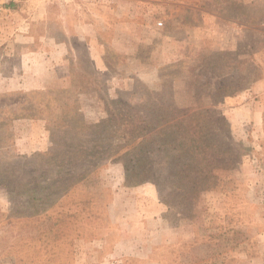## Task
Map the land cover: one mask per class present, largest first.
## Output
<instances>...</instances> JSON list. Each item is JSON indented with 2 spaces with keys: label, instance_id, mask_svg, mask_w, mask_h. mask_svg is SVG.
Segmentation results:
<instances>
[{
  "label": "rangeland",
  "instance_id": "1",
  "mask_svg": "<svg viewBox=\"0 0 264 264\" xmlns=\"http://www.w3.org/2000/svg\"><path fill=\"white\" fill-rule=\"evenodd\" d=\"M2 1L0 264H264V0ZM159 108L200 121L183 191L101 151Z\"/></svg>",
  "mask_w": 264,
  "mask_h": 264
},
{
  "label": "trees",
  "instance_id": "2",
  "mask_svg": "<svg viewBox=\"0 0 264 264\" xmlns=\"http://www.w3.org/2000/svg\"><path fill=\"white\" fill-rule=\"evenodd\" d=\"M225 86H221L218 90H222ZM164 111L159 108L154 114L148 116H140L137 119L130 122L129 129L123 134L117 132L116 137H108V141L103 142L105 146H101L102 153L112 148L114 143H117L116 150L124 151L123 155L118 157V160L124 166L126 182L130 185H138L146 182L154 183L159 191L165 182H159L155 179L157 175L164 174L166 170L162 166L157 164V161L151 160L150 156L153 154L166 153L168 151L176 152V165L179 170L176 172V179L178 182L172 183L176 185L180 190L186 189L188 183L180 184L183 176L189 175L190 165L187 162H183L186 154L192 155L194 153L200 154L201 145L199 140L187 137L190 135L189 130L199 128L200 121L197 117L190 116L184 120L175 121L174 117L175 109L173 113H163ZM106 121H104L105 123ZM217 122H223V127H228L226 121L217 118ZM205 122H203L204 124ZM210 125H214L210 123ZM206 126L203 125V127ZM119 133V134H118ZM186 134V135H185ZM119 136V138H118ZM127 148V149H126ZM126 149V150H125ZM158 168L155 170V166ZM212 182H208L205 189H211ZM200 187V186H199ZM199 188L192 187L191 196L196 197L200 192Z\"/></svg>",
  "mask_w": 264,
  "mask_h": 264
},
{
  "label": "crops",
  "instance_id": "3",
  "mask_svg": "<svg viewBox=\"0 0 264 264\" xmlns=\"http://www.w3.org/2000/svg\"><path fill=\"white\" fill-rule=\"evenodd\" d=\"M71 1H73V2H71ZM90 1H92L93 3H96L95 2V0H90ZM67 2L69 3V4H67L68 6H71V3H78L79 2V0H67ZM1 3H4V1H2V0H0V5H3V4H1ZM63 5V4H62ZM48 6H50V5H48ZM64 6V5H63ZM80 6H82V3L80 4ZM7 14V12L5 13V12H2V14H1V12H0V24H2V22H3V19L2 18H4V16ZM1 15H2V17H1ZM1 19H2V21H1ZM15 20H16V18H15ZM20 26H21V24H20Z\"/></svg>",
  "mask_w": 264,
  "mask_h": 264
},
{
  "label": "built area",
  "instance_id": "4",
  "mask_svg": "<svg viewBox=\"0 0 264 264\" xmlns=\"http://www.w3.org/2000/svg\"><path fill=\"white\" fill-rule=\"evenodd\" d=\"M163 24L162 23H159V26H162Z\"/></svg>",
  "mask_w": 264,
  "mask_h": 264
}]
</instances>
